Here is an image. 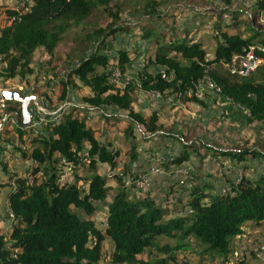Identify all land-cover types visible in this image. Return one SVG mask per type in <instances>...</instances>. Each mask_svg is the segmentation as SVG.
<instances>
[{
    "label": "trees",
    "instance_id": "trees-1",
    "mask_svg": "<svg viewBox=\"0 0 264 264\" xmlns=\"http://www.w3.org/2000/svg\"><path fill=\"white\" fill-rule=\"evenodd\" d=\"M129 3L133 5L132 12L145 11L151 20L163 19L164 24L156 21L153 26H142V37L152 40L154 52L146 57L137 82L130 80L120 88L110 81L112 70H107L110 58L105 49L111 36L132 29L123 21V8ZM158 6L157 0H33L18 9H6L8 24L0 29V79L23 80L33 74L34 63L42 71L50 65L52 71L66 74L65 80H61L60 101L67 98L71 78H77L91 90L92 94L83 98L87 105L127 112L129 119L152 137L165 136L180 144L181 153L160 166L175 170L189 160V149L196 151L200 165L189 171L188 188L181 186L180 194L172 196L168 206L149 194L136 196L134 189L124 188V172L116 175V183L122 187L113 192L108 175L97 172L96 164H108L115 169L118 151L96 139L87 117L79 118L85 108L68 107L57 124L48 116L42 136H28L16 126L19 142L25 144L31 139V151H22L21 157L30 160L32 168L26 176H18L7 173L5 165L2 167L11 181V185L0 183V188L11 187L7 202L13 225L8 236L0 234V264H103L102 243L106 238L113 243L109 264H146L142 256L151 250L167 255L155 264H174L173 254L190 250L193 245L201 249V254L212 257L209 264H227L233 253L232 244L245 233L244 227L264 223V169L254 178L240 176L236 183L226 179L229 191L224 193L215 190L216 178L210 182L212 174L203 171L207 156L214 161L228 158L236 165L242 164L241 168H246L249 160L264 162L262 144L256 150V146L248 149L247 142L236 141L233 147L225 148L209 144L201 137L196 138V144H189L188 135L180 138L163 132L158 136L157 131H162L158 112L145 117L132 109L138 89L200 102L193 94L201 82L210 79L224 99L248 113V123L264 125V25L259 21L264 0H258L249 14L251 23L244 25L247 35L229 32L230 25H238L236 22H216V43L209 57L200 42L185 38L187 30L180 37L179 27L169 25L164 15L156 18ZM209 12L191 13L199 16ZM239 14L248 16L246 12L230 16L237 19ZM62 44H67V52H59ZM249 46L261 47L254 50L263 60L255 73L240 77L225 68L224 76L216 70L219 65L226 67L232 56L244 53ZM118 54L116 66L123 73L130 61L124 51ZM150 66L161 71L149 72ZM162 73L168 78H162ZM38 90L33 89L32 94L40 96ZM9 109L19 111L6 107ZM197 145L205 152L201 153ZM149 146L146 150L154 154V144ZM84 152L92 172L80 178L78 171L84 165ZM132 154L131 162L125 166L127 174L136 159L135 152ZM65 172L72 175V180H66ZM173 183L167 182L166 187L172 188ZM170 196L171 191L161 198L169 202ZM97 206L104 210V227L89 217Z\"/></svg>",
    "mask_w": 264,
    "mask_h": 264
},
{
    "label": "rangeland",
    "instance_id": "rangeland-1",
    "mask_svg": "<svg viewBox=\"0 0 264 264\" xmlns=\"http://www.w3.org/2000/svg\"><path fill=\"white\" fill-rule=\"evenodd\" d=\"M9 1V2H7ZM32 0H29L31 2ZM131 1V0H130ZM159 6L157 7L156 15L159 18L164 15L169 25H176L178 28V36H182L184 31L187 30L186 39L192 41H198L202 44L206 50L207 56H211L215 47V34L218 32L216 22H228L229 24L238 25L234 28H229V32H241L243 35H247L245 24H250L249 14L256 8V2L258 0H157ZM3 3H7L3 5ZM10 4V5H9ZM31 4V3H30ZM17 6L16 0H0V29L8 24L6 19V9L8 7ZM133 6V5H132ZM132 6L127 5V8H123V21L126 22L128 28H132L129 32L124 31L111 36L107 40V48L105 51L110 58V65L108 64L107 70L118 68L116 66L118 59V51H124L130 63L127 64L122 76V83L120 88L123 87L128 81L137 82V75L144 68L145 59L149 54H152L155 49V45L150 39H144L142 26H153L156 21L163 23V19L156 20L153 17H147L145 11L132 12ZM131 10V11H130ZM207 13H201L199 16L191 13L193 11H209ZM226 12V13H225ZM230 12L237 14L241 12L248 13L247 17L238 15L236 18L230 16ZM219 13V15H217ZM224 13V15H221ZM150 14V13H149ZM259 21L264 25V12H260ZM164 24V23H163ZM222 24V23H221ZM167 29L168 27H164ZM67 44H62L59 50L60 53L67 52ZM95 46L92 48L94 49ZM59 54V53H57ZM116 67V68H115ZM224 65L216 66V70L226 75L227 71ZM34 72L28 75L27 78L21 80L19 77H15L9 80L0 79V91L1 90H19L27 94H32L33 89L37 88L38 94L42 101V110H35L40 112L42 121H37V117L34 116L31 125L23 128L26 135L44 134V126L46 119L52 113H55L63 104H70L69 107L76 106L85 108V112H80L79 118L87 117L88 124L94 129V136L102 144L107 145L110 150H117V166L115 169H111L108 164H96V171L103 175H108V182L112 186L113 192L115 189L122 187L116 183V175H124V188L134 189L133 193L139 196L149 194L154 197L156 201H164L163 204L171 205V199L180 194V188H188V180L191 177L193 168H197L200 165L199 156L196 155V151L187 150L189 153V160L178 165L175 170L165 169L160 166L162 162L172 159L181 153V146L175 140L169 137H152L142 128V126L133 123L128 117V113L121 110H114L113 108H96L87 105L83 98L90 96L91 90L84 86L77 78H71L72 83L69 85L67 98L65 101H60V95L62 90L61 80H65L66 74L63 71H52L50 65L48 70L42 71L39 64H33ZM102 71V68H98ZM46 71V72H45ZM149 72L161 71L153 66L148 67ZM112 74V73H111ZM151 92H145L143 90H137L135 92L134 102L132 109L140 112L145 117H149L151 113L157 111L159 114V123L161 124V130L157 131L158 136L163 134L179 135L180 138L190 136V143L196 144V138L201 137L209 144H217L219 146L230 148L233 147L236 141L247 142V148L256 146V150L260 147V144L264 148V125L258 122L248 123L246 121V114L236 105L230 101L224 99L218 91L210 89L205 81L201 82L197 88L195 94H193L199 101L184 100L176 94L163 97H155ZM188 97L191 94L188 93ZM6 107L18 109V103L6 101L5 107L0 109L1 119L6 111ZM44 110V111H43ZM67 110V109H66ZM33 111V112H35ZM43 111V112H42ZM35 124V125H34ZM132 129V131H131ZM2 140L0 145L3 146L0 152V170L3 165L11 170L20 169L22 164L20 163L21 152L31 151V139L26 140V143H21L17 140L16 124L9 120L0 131ZM28 137V138H31ZM27 138V137H25ZM145 140H149L147 143ZM151 143L154 144L155 151L150 153L146 150V147H150ZM198 144V143H197ZM257 144V145H256ZM252 146V147H251ZM201 153H204V149L200 145H197ZM135 152V162L131 163V173H125V166L131 162L132 153ZM1 155L7 159H1ZM14 156L18 162L11 161V156ZM212 157L207 156L203 171L210 172L211 177L208 178L212 182L213 178L215 190L218 193H224L229 191V187L226 185V179L237 182L240 176L246 178H254L264 169V162L258 160H249L246 168H241L242 164H234L228 160V158H221L212 160ZM8 161V162H7ZM25 162V161H24ZM28 164L31 162L27 161ZM32 163V162H31ZM83 166L79 168L78 176L80 178H86L92 171L88 167V161H83ZM29 166V165H28ZM30 169L28 170L30 172ZM155 168L157 170H155ZM22 169V168H21ZM27 171V173H28ZM66 171V169H65ZM18 174H21L17 172ZM69 175V174H68ZM113 175V178L111 177ZM22 176V175H18ZM26 176V175H25ZM64 177L66 180H72V175L67 176L65 172ZM40 174H37V179H40ZM31 179V178H30ZM172 181L173 189L166 187L167 182ZM84 184V183H83ZM228 184V183H227ZM135 186V187H134ZM170 201L165 202L164 198H161L165 192H170ZM170 195V193H168ZM173 196V197H172ZM98 207V206H97ZM104 210L98 207L96 212L89 216L96 223L104 227V221L101 214ZM83 217H88L83 215ZM244 234L237 237L232 244L231 259L227 264H264V253L260 257H256L255 249L257 246L264 245V223L259 226L246 225L244 227ZM165 241H162V244ZM113 250V243L110 239L106 238L102 243L103 264H109L110 254ZM163 255L155 250L146 252L142 256V261L146 264H155L158 259L163 258ZM175 258L174 264H209L211 256L201 254V249L198 246H190V250L182 251L178 250L173 254ZM217 260H215V263ZM172 264V261H170Z\"/></svg>",
    "mask_w": 264,
    "mask_h": 264
},
{
    "label": "built area",
    "instance_id": "built-area-1",
    "mask_svg": "<svg viewBox=\"0 0 264 264\" xmlns=\"http://www.w3.org/2000/svg\"><path fill=\"white\" fill-rule=\"evenodd\" d=\"M26 2L28 4H30L33 2V0L31 2H29V0H16V4H17L16 8L18 9L20 6H22V4H24ZM255 48L261 49L260 46H249L248 49L244 53L232 56L230 62L226 65L227 71L231 75L240 76V77H249L250 75L255 73L257 68L263 63V60L255 55V53H254ZM162 78H168V77L164 73H162ZM110 81L120 87V85L122 83V76H121V72L119 69H117V68L114 69V71L112 72V74L110 76ZM205 83L207 84V86L210 89H214L216 91H219V87H217L216 84L213 83L210 79H206ZM190 93H191V91L189 92V94ZM152 95H154L155 97L160 96V94L158 92H154ZM69 105L70 104H68V103L63 104L55 113H52L50 115V116H52V120L55 124L59 123L62 113L64 111H66V109L69 107ZM3 107H5V101L0 99V109H2ZM33 113H34V116L37 117V121H42V118L39 115L40 112L35 111ZM244 113L246 115H248L247 112H244ZM34 116H33V119H34ZM43 119L45 120L46 117L44 116ZM88 159L89 158L87 156V152H84L83 161L84 162L88 161ZM155 170H157V169L155 168ZM9 216L13 218V216L10 212H9ZM104 225H105V223H104ZM263 253H264V245L257 246V248L255 249L256 257L262 256Z\"/></svg>",
    "mask_w": 264,
    "mask_h": 264
},
{
    "label": "water",
    "instance_id": "water-1",
    "mask_svg": "<svg viewBox=\"0 0 264 264\" xmlns=\"http://www.w3.org/2000/svg\"><path fill=\"white\" fill-rule=\"evenodd\" d=\"M0 99L18 103L19 111L6 110L0 121V131L5 124L12 120L16 126L25 128L31 125L35 110H42V101L37 94H27L18 90H1Z\"/></svg>",
    "mask_w": 264,
    "mask_h": 264
},
{
    "label": "crops",
    "instance_id": "crops-1",
    "mask_svg": "<svg viewBox=\"0 0 264 264\" xmlns=\"http://www.w3.org/2000/svg\"><path fill=\"white\" fill-rule=\"evenodd\" d=\"M7 2H9V1H7ZM11 2H13V0H11ZM6 4L7 3H3V5H6ZM1 159H7V158L4 157L3 155H1ZM14 159H15V162L17 163L18 160L12 155L11 161H14ZM24 161H22L20 159V163L22 164L20 169L11 170V169L7 168L8 171H6V172L11 173V174L25 176L27 174V171L30 169L32 163L30 162L28 164V162H27L28 160H24ZM6 172L3 171V169L0 170V183L1 184H4V183L7 184L8 183L9 185H11V181L8 179L9 177H8V174H6ZM17 172H19L21 174H18ZM10 191H11L10 186H4V187L0 188V234L6 235V236H8V234L10 233L12 225H13V218L9 216L8 202H7Z\"/></svg>",
    "mask_w": 264,
    "mask_h": 264
}]
</instances>
